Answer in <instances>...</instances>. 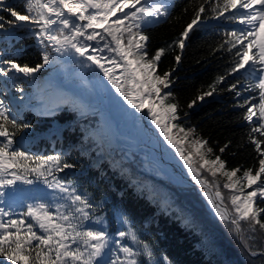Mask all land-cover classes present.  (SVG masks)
Returning <instances> with one entry per match:
<instances>
[{
	"label": "snow or ice",
	"instance_id": "obj_1",
	"mask_svg": "<svg viewBox=\"0 0 264 264\" xmlns=\"http://www.w3.org/2000/svg\"><path fill=\"white\" fill-rule=\"evenodd\" d=\"M22 2L24 9L19 11L8 0H0V31L29 32L42 47V63L31 67L4 58L0 52V77L14 79L13 74H20L34 80L41 69L59 64L69 56L78 58L76 62L81 66L99 68L132 109L141 113L147 109L145 115L151 117V123L175 150L197 184L214 189L213 195L205 192V196L219 219L241 239L245 225L249 240L255 241L257 233L261 234L259 245L245 240V247L253 257L264 256V219L261 218L264 207L258 206V201L264 202V0H217L212 7L216 19L224 17L244 26L227 33L230 39L225 45H230L226 49L229 52L235 49L236 59L229 75L247 72L251 82L241 86L242 91L238 83L231 84L228 90L234 91L237 98L244 97L237 106L245 109L243 119L251 126L248 139L259 155V166L255 169H227L220 156L212 158L213 149L208 141L195 136V129L178 123V105L165 103L172 93L162 95V92L170 88L172 73L160 75L157 69L166 50L161 47L149 56V37L144 29L167 17L169 4L160 0ZM205 3L198 6L194 18L174 42L181 50L194 26L200 24L206 12ZM180 60L181 56L176 55L177 64ZM224 79L219 77L217 83ZM17 91L22 93L24 89ZM214 91L215 85L212 91L196 99L204 101ZM195 104L193 100L189 107ZM31 127L13 118L5 99L0 98V137L4 138L0 140V202L8 195L7 190L17 189L18 182L34 185L39 181L52 190L51 200L44 193L32 196L33 202L26 205L19 218H13L10 208L0 207V258L10 264H171L167 256L157 257L153 246L137 235L126 217L121 216L120 222L127 225V230L117 233L119 239L113 238L104 217L95 215L103 208V201L94 202L57 177V172L74 169L75 164L60 155L33 156L15 148L17 131ZM227 147L220 148V152ZM238 173L242 174L238 176ZM218 176L225 178V182L221 184L216 179ZM221 188L229 191L227 197Z\"/></svg>",
	"mask_w": 264,
	"mask_h": 264
},
{
	"label": "trees",
	"instance_id": "obj_2",
	"mask_svg": "<svg viewBox=\"0 0 264 264\" xmlns=\"http://www.w3.org/2000/svg\"><path fill=\"white\" fill-rule=\"evenodd\" d=\"M216 2L174 0L167 17L144 29L149 37L147 51L152 56L161 47L166 50L157 72L160 75L172 73L170 88L163 89L162 95L171 91L172 96L166 101L178 105V123L195 129V136L207 140L213 149L212 158L220 156L227 169H255L259 166V155L248 139L251 126L243 119L245 109L237 106L244 97L237 98L234 91L228 90L231 84L238 83L242 91L241 86L251 81L246 72L229 75L236 59L235 49L227 51L230 45L225 42L230 39L227 33L237 30V26L235 21L215 18L212 7ZM8 3L17 6L19 11L24 9L22 0H8ZM201 3H205L206 12L181 50L174 42L194 18ZM228 15L231 13H225ZM0 52L4 53V58L31 67L42 63V47L34 43V37L26 30L0 31ZM176 55L181 56L179 64L175 61ZM93 73L100 72L93 67ZM13 76L14 79H2L17 100V112L10 114L19 123L32 125L30 129L17 131L14 147L33 156L60 155L63 160L75 164L74 169L57 172V177L94 202L103 201V208L95 215L104 217L105 226L114 239H119V231L127 230V225L120 222L123 216L137 235L153 246L157 257L167 256L171 264H264V256L253 257L245 247V240L259 245L261 234L257 233L255 241L249 240L245 225L244 239H241L219 219L209 199L197 186L145 172L141 151H132L131 158H127L125 148L105 152L93 131L97 119L94 115L78 117L77 111L68 107L44 114L28 107L25 101L34 90L33 81L20 74ZM221 76L225 79L217 83ZM213 85L212 96H206L204 101L196 99L212 91ZM21 87L22 93L17 91ZM193 100L196 104L189 107ZM225 145L228 147L221 153L220 148ZM208 179L212 178L208 176ZM216 179L221 184L225 182L223 177ZM220 190L226 197L229 195L227 189ZM7 191L11 205L17 206L13 218H19L26 205L33 202L32 196L44 193L51 200L52 195V190L39 181L34 185L18 182L16 190ZM258 206L264 207V202L258 201ZM125 242L134 246L130 240ZM0 264L10 262L0 258Z\"/></svg>",
	"mask_w": 264,
	"mask_h": 264
},
{
	"label": "bare ground",
	"instance_id": "obj_3",
	"mask_svg": "<svg viewBox=\"0 0 264 264\" xmlns=\"http://www.w3.org/2000/svg\"><path fill=\"white\" fill-rule=\"evenodd\" d=\"M173 3V0L163 1ZM35 43L39 45L35 39ZM55 56V53H53ZM73 57H64L59 64H52L41 69L36 76L37 104L42 112H52L55 109L70 104L79 110V113L101 112V126L109 133L121 137H130L132 146L142 143L148 145L155 160L164 163L175 175L178 182L193 179L192 174L184 165L174 149L167 144L159 130L151 123V117L145 113L132 109L119 95L115 101L112 99L114 92L111 83L103 72L100 76L87 75L86 68L73 67L68 69L67 63ZM78 59V58H76ZM121 70H117V75ZM64 74L63 78L61 75ZM74 77L82 80L77 83H67ZM70 99L72 103L63 101Z\"/></svg>",
	"mask_w": 264,
	"mask_h": 264
},
{
	"label": "rangeland",
	"instance_id": "obj_4",
	"mask_svg": "<svg viewBox=\"0 0 264 264\" xmlns=\"http://www.w3.org/2000/svg\"><path fill=\"white\" fill-rule=\"evenodd\" d=\"M77 66L81 67L82 69L86 68V71H87L86 73L89 76H100L102 74V72L99 68H98V70L100 71V74H95V73L92 74V68L96 67V66L93 65L90 68L81 66L79 63L76 62V59H72L67 63L68 69H70L72 67H77ZM61 76L63 78L65 77L64 74H62ZM2 79H4V78L0 77V82H2ZM31 80L33 81L34 90H33V93L29 97H27V99L25 101V103L28 107L36 108V109H38L39 112L45 113V114L53 113L55 111L64 109L66 107L71 108V109H75L79 113V110L70 104H64L63 106L55 109L52 112H42L41 108L37 104H35V101H37L36 79L33 80V78H31ZM81 80L82 79L79 77H74L70 81H68L67 83H77V82H80ZM2 84H3V82H2ZM113 90H114V92L112 93V99H113V101H115L116 97L119 94L115 91L114 88H113ZM244 95L248 96L249 93H244ZM0 97L5 99L6 104L9 106V111L11 113L15 114L17 112L16 107H15V103L17 102V100L15 99L14 94L8 89L6 84H3L2 89H0ZM165 103H170V102L165 101ZM79 114L80 115H94L97 117L96 127L93 128V131H95V133L97 134L99 142L103 145V150L105 152H108L110 149L113 150L114 148H125L127 158H131L132 157V155H131L132 151H139V152L141 151V152H143L142 169L145 172L153 174L156 177L170 178L174 181H177V179L175 178V175L172 173V171L164 163L155 160V158L153 157V154L151 152V149L148 145L142 143L140 145L132 146V142H131V139L129 136L124 135L121 137H117V136L110 134L109 130H104L101 127L103 125V122L101 120L102 119V113L101 112L97 111V112H88V113H84V114H81V113H79ZM171 149H173V148H171ZM192 177H193V175H192ZM9 194H10V192H8V195H6L5 197L2 198V202H0V207H5L6 210H8L10 208L14 214L17 211V206L11 205V200L8 198ZM210 205H211V203H210ZM211 207H212V205H211ZM213 210L215 211L214 208H213ZM5 219H7V218H5Z\"/></svg>",
	"mask_w": 264,
	"mask_h": 264
},
{
	"label": "water",
	"instance_id": "obj_5",
	"mask_svg": "<svg viewBox=\"0 0 264 264\" xmlns=\"http://www.w3.org/2000/svg\"><path fill=\"white\" fill-rule=\"evenodd\" d=\"M86 115H81L80 117H84ZM201 178H203L201 176ZM181 184H189V185H195L198 187V189L200 190V192L205 196V192H208L209 195H213L214 194V189L212 187H202L200 184H197L196 180L193 178V179H190L186 182H179ZM207 197V196H205ZM208 198V197H207Z\"/></svg>",
	"mask_w": 264,
	"mask_h": 264
}]
</instances>
